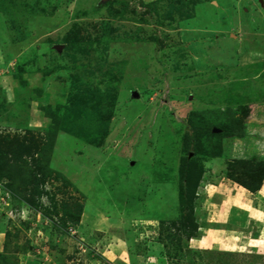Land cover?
<instances>
[{"label": "rangeland", "instance_id": "374dc122", "mask_svg": "<svg viewBox=\"0 0 264 264\" xmlns=\"http://www.w3.org/2000/svg\"><path fill=\"white\" fill-rule=\"evenodd\" d=\"M241 160H264V0H0V264H264Z\"/></svg>", "mask_w": 264, "mask_h": 264}, {"label": "trees", "instance_id": "16d2710c", "mask_svg": "<svg viewBox=\"0 0 264 264\" xmlns=\"http://www.w3.org/2000/svg\"><path fill=\"white\" fill-rule=\"evenodd\" d=\"M228 132L230 133V131H228ZM16 139L17 138H15L14 141L11 140L10 143L15 144V145H22V144L25 145V141H22L21 139H18V140H16ZM21 149L29 151V149H27V146L26 147L23 146L22 148H20L21 154H22ZM239 163H241V164L243 163V171L240 169L241 164L239 165V167L236 165V167H235L236 169L232 173H230V175H228V177L237 181L241 185L245 186L251 192L258 191L262 187V184L264 182V160L263 161L262 160L257 161L254 164H249V162H247L245 160H241V161H239ZM8 164L4 163L2 165L8 166ZM13 169H17V167H15ZM201 173H202V171L199 174L194 173L192 171V169H190L188 166H185L180 171V181H179L180 188H179V191L181 193L182 199L184 198V200H185V198H186L190 202V204L185 203L188 206L187 207L188 208V215H186V217H184V221H182V228L183 227L187 228V230L189 232L188 234L191 236H192V234H195L198 230V225H197V222L195 221V218H194L193 203L192 202L194 201V197L196 196V189L199 185L198 183L200 182L202 175H203ZM40 193L41 192H38L37 194H39V196H41ZM186 194H187V196H186ZM37 200L38 199H34V198L27 199V201L30 202L31 204L39 206L41 204V201H37ZM63 210L65 212L64 215L68 214L70 216L69 217L70 219H72L73 217L76 219L80 218L79 213L77 215H74L75 213L73 211H70L69 213H67L68 209H66V207ZM56 213L58 214L59 211L57 210ZM56 224L57 223H55V225ZM66 228L67 227L65 225L62 227V230L65 232L67 230ZM179 231L182 232V229H179ZM1 255H2V258L5 257L4 256L5 254L4 255L1 254ZM3 260L4 259H2V262H6L5 260L4 261ZM3 264H6V263H3Z\"/></svg>", "mask_w": 264, "mask_h": 264}, {"label": "crops", "instance_id": "0c3cea01", "mask_svg": "<svg viewBox=\"0 0 264 264\" xmlns=\"http://www.w3.org/2000/svg\"><path fill=\"white\" fill-rule=\"evenodd\" d=\"M251 239V238H250ZM249 244L251 245V243L249 242Z\"/></svg>", "mask_w": 264, "mask_h": 264}]
</instances>
